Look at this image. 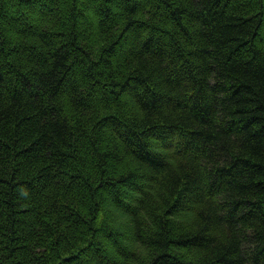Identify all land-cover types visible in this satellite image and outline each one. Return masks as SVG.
<instances>
[{
    "label": "trees",
    "instance_id": "16d2710c",
    "mask_svg": "<svg viewBox=\"0 0 264 264\" xmlns=\"http://www.w3.org/2000/svg\"><path fill=\"white\" fill-rule=\"evenodd\" d=\"M0 264H264V0H0Z\"/></svg>",
    "mask_w": 264,
    "mask_h": 264
}]
</instances>
